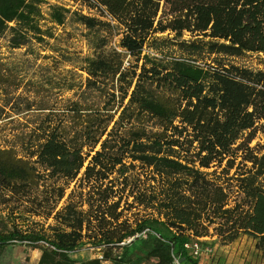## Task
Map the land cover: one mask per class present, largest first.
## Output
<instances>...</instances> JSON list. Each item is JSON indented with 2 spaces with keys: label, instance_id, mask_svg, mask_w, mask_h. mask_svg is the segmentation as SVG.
I'll use <instances>...</instances> for the list:
<instances>
[{
  "label": "trees",
  "instance_id": "obj_1",
  "mask_svg": "<svg viewBox=\"0 0 264 264\" xmlns=\"http://www.w3.org/2000/svg\"><path fill=\"white\" fill-rule=\"evenodd\" d=\"M50 1L0 0L7 52L47 62L0 58V251L197 264L244 236L261 262L264 0Z\"/></svg>",
  "mask_w": 264,
  "mask_h": 264
},
{
  "label": "rangeland",
  "instance_id": "obj_2",
  "mask_svg": "<svg viewBox=\"0 0 264 264\" xmlns=\"http://www.w3.org/2000/svg\"><path fill=\"white\" fill-rule=\"evenodd\" d=\"M51 4H64L67 5V0H51ZM70 30V29H69ZM58 33L60 32L57 29ZM71 31V30H70ZM74 34L78 33L74 31ZM77 39H73V48L71 50L81 51L84 53L85 49L83 48L82 43L77 41ZM0 58L4 59V62L16 63L19 69V72L23 73V76L27 79L35 76V71L37 70L38 65L45 64L42 60L37 62H33L30 56L24 57L23 50L14 51L12 53H8L5 49V39L0 41ZM35 48V47H34ZM47 54V53H43ZM248 66L252 68L261 69L262 66L259 65V60L256 56H252L248 58V61L245 62ZM67 69L61 66L60 70ZM22 70V71H20ZM66 96V95H65ZM238 239L237 246L234 248L235 252H232L230 249V245H221L218 243L217 238L215 237L213 243L209 246L212 249V253L205 258L207 264H264V259L259 262L255 261L252 257V241L247 239L244 236ZM208 242V240H205ZM91 250L82 249L75 253L73 259L79 264L82 260L89 258ZM141 253L136 261V264H155V260H147L143 257ZM230 254H233V257H230ZM40 256V252L38 250L31 251L23 245L16 244L14 246H9L5 248L3 251H0V261L2 264H34L37 258Z\"/></svg>",
  "mask_w": 264,
  "mask_h": 264
},
{
  "label": "built area",
  "instance_id": "obj_3",
  "mask_svg": "<svg viewBox=\"0 0 264 264\" xmlns=\"http://www.w3.org/2000/svg\"><path fill=\"white\" fill-rule=\"evenodd\" d=\"M130 241L128 240L126 242L129 243ZM205 238L194 241L192 243H186L184 244V249L188 250L191 253V256L194 260H202L204 257L209 256L212 253V249L209 245H202L201 243H205ZM125 243H121V245H124ZM118 254V253H117ZM98 258L101 260V256H98ZM175 264H179L177 260L174 261ZM104 264H107L104 262Z\"/></svg>",
  "mask_w": 264,
  "mask_h": 264
},
{
  "label": "crops",
  "instance_id": "obj_4",
  "mask_svg": "<svg viewBox=\"0 0 264 264\" xmlns=\"http://www.w3.org/2000/svg\"><path fill=\"white\" fill-rule=\"evenodd\" d=\"M214 239H215V237H206L205 238V240H208V242H205L206 243V245H209L210 244V241H211V243H213V241H214ZM239 239H241V238H239ZM238 241V240H237ZM237 246V242H235V243H233V244H231L230 245V249L232 250V252H235V247ZM89 251V250H88ZM76 254H78V253H76ZM90 256H89V258H87V259H91V258H94L95 257V255L92 253V251H90ZM75 254H73L71 257H72V259H73V256H74ZM230 257H233V254H230ZM205 258L206 257H204L201 261L199 260H196V262H197V264H207V261L205 260ZM38 259H39V257L37 258V260L35 261V263L34 264H37V261H38ZM87 259H84V260H87ZM83 261V260H82ZM78 264V263H77Z\"/></svg>",
  "mask_w": 264,
  "mask_h": 264
}]
</instances>
